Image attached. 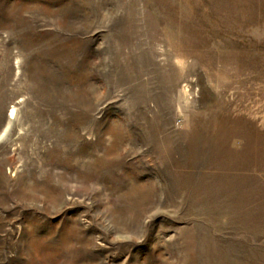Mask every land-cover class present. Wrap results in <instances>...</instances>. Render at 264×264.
Segmentation results:
<instances>
[{
    "label": "rangeland",
    "instance_id": "rangeland-1",
    "mask_svg": "<svg viewBox=\"0 0 264 264\" xmlns=\"http://www.w3.org/2000/svg\"><path fill=\"white\" fill-rule=\"evenodd\" d=\"M0 264H264V0H0Z\"/></svg>",
    "mask_w": 264,
    "mask_h": 264
}]
</instances>
